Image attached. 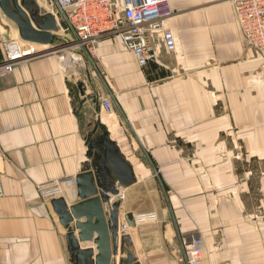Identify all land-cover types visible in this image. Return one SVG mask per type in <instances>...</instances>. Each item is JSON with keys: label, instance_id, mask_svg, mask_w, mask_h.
I'll return each instance as SVG.
<instances>
[{"label": "crops", "instance_id": "0c3cea01", "mask_svg": "<svg viewBox=\"0 0 264 264\" xmlns=\"http://www.w3.org/2000/svg\"><path fill=\"white\" fill-rule=\"evenodd\" d=\"M36 1L59 31L0 76V264H77L52 201H81L92 132L109 135L136 178L111 196L120 231L127 216L158 215L119 233L130 241L116 264L129 252L139 264H187L181 237L192 232L205 240L199 264H264V59L244 46L234 0H170L177 51L155 34L146 68L117 36L91 56L55 0ZM12 38L18 26L0 7V63ZM55 181L63 194L40 198Z\"/></svg>", "mask_w": 264, "mask_h": 264}, {"label": "built area", "instance_id": "2783aa9c", "mask_svg": "<svg viewBox=\"0 0 264 264\" xmlns=\"http://www.w3.org/2000/svg\"><path fill=\"white\" fill-rule=\"evenodd\" d=\"M62 13L66 30L73 32L77 45L91 56L96 54V43L106 36H117L125 48L133 53L141 68L156 61L153 36L161 34L166 51L175 54V35L167 22L174 13L170 0H55ZM237 20L243 34V44L264 59V0H234ZM5 60L0 63V76L13 73L24 61L37 54L35 43L22 38H12L4 43ZM102 109L112 113L110 97L101 100ZM42 199L59 197L64 192V182L55 181L38 187ZM137 223L155 222L156 213L132 217ZM124 225L120 231L127 230ZM187 264H199L203 259L205 240L200 232L181 237Z\"/></svg>", "mask_w": 264, "mask_h": 264}, {"label": "water", "instance_id": "95a60500", "mask_svg": "<svg viewBox=\"0 0 264 264\" xmlns=\"http://www.w3.org/2000/svg\"><path fill=\"white\" fill-rule=\"evenodd\" d=\"M0 7L6 16L18 26L20 37L31 43L51 46L55 43L54 33L59 31L52 14L41 15L36 0H0ZM82 95L85 89L79 85ZM97 101L96 97H88ZM89 136L90 145L86 171L76 178L80 202L68 206L64 198L52 201L61 224L68 230L69 250L77 264H116L120 251L124 253L130 237L120 233V211L111 196H117V185L129 186L136 182L133 168L121 154L118 145L106 133L100 140ZM85 221H81L82 219ZM74 219L76 222H74ZM128 226L135 227L132 217L127 216ZM78 230V238L75 231ZM95 235H97L95 237ZM121 245L119 246V241ZM94 243L98 253L91 247L81 249V243ZM121 264H139L132 252Z\"/></svg>", "mask_w": 264, "mask_h": 264}, {"label": "rangeland", "instance_id": "374dc122", "mask_svg": "<svg viewBox=\"0 0 264 264\" xmlns=\"http://www.w3.org/2000/svg\"><path fill=\"white\" fill-rule=\"evenodd\" d=\"M171 3V2H170ZM234 4V3H233ZM173 10V9H172ZM173 13H174V11H173ZM172 18V17H171ZM169 27V26H168ZM170 28V27H169ZM159 173V172H158Z\"/></svg>", "mask_w": 264, "mask_h": 264}]
</instances>
